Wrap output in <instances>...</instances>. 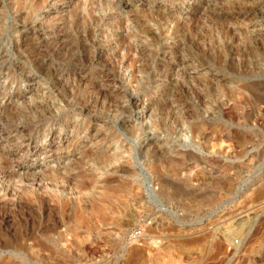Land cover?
Returning <instances> with one entry per match:
<instances>
[{
  "label": "rangeland",
  "instance_id": "374dc122",
  "mask_svg": "<svg viewBox=\"0 0 264 264\" xmlns=\"http://www.w3.org/2000/svg\"><path fill=\"white\" fill-rule=\"evenodd\" d=\"M28 1L0 0V146L9 157L0 233L7 225L18 237L46 231L54 247L0 251V264H264V105L250 102L264 99V34L249 35L247 20L228 12L246 0ZM175 22L182 27L173 34ZM223 29L251 36V56L227 51ZM57 35L63 54L50 55ZM25 36L35 47L18 50ZM184 53L194 59L188 68L176 59ZM61 56L91 82L111 84L92 98L68 74L49 84ZM35 102L68 122L43 120L31 134L7 135L14 122L6 110ZM77 124L87 133L73 134ZM193 124L206 143L189 131ZM98 154L115 163L91 164ZM79 170L83 191L105 195L102 210L75 202ZM23 190L45 200L16 204Z\"/></svg>",
  "mask_w": 264,
  "mask_h": 264
},
{
  "label": "bare ground",
  "instance_id": "6f19581e",
  "mask_svg": "<svg viewBox=\"0 0 264 264\" xmlns=\"http://www.w3.org/2000/svg\"><path fill=\"white\" fill-rule=\"evenodd\" d=\"M44 0H29L28 1V6L32 7V8H35V7H38L40 6V4L43 2ZM232 1V0H231ZM236 1V0H234ZM241 5H238L236 7H234L233 10H230L228 12H230L231 14L234 13L236 16H239L240 18H245V20H247L245 22L246 24V27L248 32H249V35L250 33H253L255 32V35H259V34H264V27H262L263 29H259L260 26H264V0H251V1H243L240 2ZM235 4V3H234ZM233 5V3H232ZM43 7V6H42ZM85 7V6H84ZM233 7V6H232ZM226 8V7H225ZM229 8V6L227 7ZM86 9V8H85ZM232 9V8H231ZM227 11V10H226ZM156 13H158L156 11ZM225 13V12H224ZM216 14V13H215ZM106 15V14H105ZM213 15V14H212ZM234 15V16H235ZM251 15V17H250ZM83 16V15H82ZM218 16V15H217ZM220 16V15H219ZM226 17V16H225ZM248 17H250L249 19H247ZM140 18V17H139ZM239 18V19H240ZM257 18V19H256ZM161 19H163L161 17ZM256 19V20H254ZM76 20V19H75ZM216 20H218V18H216ZM60 23V22H59ZM62 23V22H61ZM98 23V22H97ZM96 23V24H97ZM162 23V22H161ZM33 24V23H32ZM34 26V25H33ZM24 27V26H23ZM182 25H180V23L178 22H175L173 24V28L175 29H172V33L175 34L176 33V29H179L181 28ZM27 28V27H26ZM56 28V27H55ZM95 28V27H94ZM220 28V27H219ZM261 28V27H260ZM242 29V28H240ZM96 30V29H95ZM151 31V30H150ZM144 32V31H143ZM206 32V31H204ZM219 32H221L222 34V37H225L226 39V36L229 35V38H228V42L225 44V47H227V51H228V48H229V51H235V54H240L243 56V58L245 59L246 57L248 58V56H251V53L253 52L251 50V47L253 46L251 43L252 41L250 40V38H252L251 36H245V40H239V39H235L234 37H232V34H234L232 32V29H223V30H220ZM229 32V33H228ZM27 33V32H26ZM34 33V32H33ZM47 33V32H46ZM114 33V32H113ZM147 33H148V30H147ZM246 33V32H245ZM37 34V33H36ZM48 34V33H47ZM149 34V33H148ZM152 34V33H151ZM247 34V33H246ZM35 35V34H34ZM38 35V34H37ZM36 35V36H37ZM177 35V34H176ZM242 35V34H241ZM253 35V34H252ZM253 35V36H255ZM48 36V35H47ZM108 36H111L110 34ZM154 36V35H153ZM38 37V36H37ZM187 37V35H186ZM242 37V36H241ZM33 38L34 36H25L22 40H19L18 43H16V48L18 50H25L27 47H31V48H34L35 44L36 43L35 41L33 42ZM51 38V37H50ZM61 38V36H60ZM59 38V35L57 36H54V40H56L55 42V46L50 47L48 48V52L50 53L51 55V51L50 50H54L57 54H59L61 52V55L63 54L62 53V49L60 48V44L61 42H57L58 40L57 39H60ZM165 38V37H164ZM248 38V39H247ZM254 38V37H253ZM102 39V38H101ZM158 39V38H157ZM187 39V38H186ZM264 39V38H263ZM52 40V39H51ZM258 40V39H257ZM256 40V41H257ZM103 41V39H102ZM207 41V40H206ZM264 41V40H263ZM182 42V41H181ZM258 42V41H257ZM43 43V42H42ZM104 43V41H103ZM259 43V42H258ZM44 44V43H43ZM93 45V44H92ZM183 45V44H182ZM185 45V44H184ZM224 45V44H222ZM261 45V43H260ZM102 46V45H101ZM174 46V45H173ZM186 46V45H185ZM91 47V46H90ZM195 47V46H193ZM262 47V45H261ZM96 48V47H95ZM98 48V47H97ZM96 48V49H97ZM253 48V47H252ZM105 49V48H104ZM198 49V48H197ZM260 49V47H259ZM42 50V49H41ZM186 50V49H185ZM261 50V49H260ZM28 51V50H27ZM188 51V50H187ZM42 52V51H41ZM40 52V53H41ZM82 52V51H81ZM262 52V51H261ZM45 53V52H44ZM96 53V52H95ZM164 53V52H163ZM264 53V51H263ZM46 54V53H45ZM177 54V53H176ZM200 54V53H199ZM255 54V53H254ZM258 54V53H257ZM260 54V53H259ZM32 55V54H31ZM36 55V54H35ZM99 55V54H98ZM145 55V54H144ZM231 55V53H230ZM229 55V56H230ZM73 56V55H72ZM161 56V55H160ZM264 56V55H262ZM31 57V56H30ZM47 57V56H45ZM80 57V56H79ZM82 57V56H81ZM166 57V56H165ZM252 57H256V56H252ZM22 58V57H21ZM34 58V56H33ZM76 58V57H75ZM98 58V57H97ZM108 58V57H107ZM232 58V57H231ZM230 58V59H231ZM240 58V57H239ZM46 59V58H45ZM66 59V58H65ZM95 59V58H94ZM177 59V62L178 63H182L184 65V67L188 68L190 67V65H192V63L194 62V59L192 58L191 55H188L187 53H184V54H179L178 57L176 58ZM33 62H35L36 58L32 59ZM225 60V59H224ZM229 60V59H227ZM226 60V61H227ZM46 61V60H45ZM76 61V59H75ZM231 61V60H230ZM240 61V60H239ZM249 61V60H248ZM48 62V61H47ZM71 62V61H70ZM241 62V61H240ZM250 62V61H249ZM252 62V61H251ZM187 63V64H186ZM242 63V62H241ZM45 64H48V63H45ZM215 64V63H214ZM49 65V64H48ZM109 65V64H108ZM107 65V66H108ZM179 65V64H178ZM251 65V64H250ZM253 65V64H252ZM143 66V65H142ZM171 66V65H170ZM197 66V65H196ZM40 67V66H39ZM101 67V66H100ZM162 67V66H161ZM201 67V66H200ZM203 67V66H202ZM53 68V67H52ZM106 68V67H105ZM103 68V69H105ZM147 72L149 73L150 70H152L151 67H148V66H145ZM252 68V67H250ZM47 69V68H46ZM190 69V68H189ZM257 69V68H256ZM84 70V69H83ZM103 71V70H102ZM140 71V70H139ZM200 72V71H199ZM211 72V71H210ZM256 72V71H255ZM261 72V71H260ZM264 72V71H263ZM49 74H47L46 78L47 79V82L51 85H57L58 82L60 80H62V77L63 75H70L71 78H73L74 80V84L76 85V89L77 91L80 93L82 92L83 94L86 93L90 98L94 97V96H99V95H102L105 91H106V88L108 87V85H110L111 83L109 81H94L87 78V76H84L83 72H81V69L78 68V67H69L63 60L62 56L61 58H58V60L56 61L55 63V66L54 68L48 72ZM189 73V72H188ZM249 73V72H248ZM46 75V74H45ZM107 74L105 72H102V76H106ZM209 76V75H208ZM89 77V76H88ZM226 77V76H225ZM170 76H167V79L166 81L169 82L170 80ZM224 78V77H223ZM64 79V77H63ZM93 79V78H92ZM110 79V78H109ZM34 80V76L33 77H28V81H32ZM97 80V79H96ZM117 80V79H116ZM115 80V81H116ZM221 80V79H220ZM229 80V79H228ZM234 80V79H233ZM113 81V80H111ZM222 81V80H221ZM227 81V80H226ZM223 82V81H222ZM260 82V81H259ZM85 84L87 85L88 87L83 89V90H80V86L82 84ZM115 83V82H114ZM118 83V82H117ZM116 83V84H117ZM170 83V82H169ZM254 83V82H253ZM67 84V83H66ZM255 84V83H254ZM84 85V86H85ZM172 85V84H171ZM222 85V83L220 84ZM256 85V84H255ZM64 86V85H63ZM51 87V86H50ZM65 87V86H64ZM249 87V86H248ZM263 87V86H262ZM52 88V87H51ZM54 88V87H53ZM66 88V87H65ZM186 88V87H185ZM198 88V86H197ZM200 89V88H198ZM214 89V88H213ZM259 89V88H258ZM111 90V89H110ZM184 90V89H183ZM263 90V89H262ZM172 91V90H171ZM186 91V90H185ZM77 92V93H78ZM111 92V91H110ZM252 93L254 94V92L252 91ZM195 94V93H194ZM258 95V94H257ZM72 96V95H71ZM237 96V95H236ZM254 97H256L254 95ZM262 95H260L259 98H254V99H250V102H253L254 105L255 104H263L264 105V99L261 98ZM94 99V98H93ZM101 99V98H100ZM244 99L246 100V97H244ZM82 101V100H81ZM80 101V102H81ZM95 101V100H94ZM93 101V103H94ZM98 101V100H97ZM248 101V100H247ZM42 102V101H41ZM74 102V101H73ZM249 104V102H248ZM88 105V104H87ZM250 105V104H249ZM74 106V104H73ZM84 107V106H81V108ZM225 107V106H224ZM5 110V109H4ZM81 114V113H80ZM56 115V114H55ZM55 115H54V111H52V109H50V107L48 108V106L44 105L43 103H38V102H35L31 107H28V106H25V105H16L14 107L13 110H10V109H7L6 110V113H5V118L6 120H11L14 122V126L12 128V130L10 132H7L6 134H14V135H28V134H31L33 133L34 131H37L39 130V128L41 127V123L43 120H49L51 122H54L55 121V124H59V125H62L64 123H67L68 122V119L66 121L64 120H61L59 121L57 118H55ZM2 118V117H1ZM46 118V119H44ZM222 126V125H221ZM189 131H191L192 133L196 134L197 136H199V138L202 140V143H206V141L208 140V136H206L203 132H202V129L200 128V126L198 124H193V125H189ZM87 130V127H83L81 128L80 125H76L74 130H73V134H75L77 132V134L79 133H83ZM91 132V131H90ZM93 132V131H92ZM87 133V132H85ZM3 134V133H2ZM2 134L0 133V136H2ZM111 134V133H110ZM109 134V135H110ZM128 134H134V128H130L129 131H128ZM211 134V133H210ZM221 134V133H220ZM113 135V134H111ZM214 135V138L217 139V135L213 134ZM114 136H116V134L114 133ZM113 136V137H114ZM221 138V137H220ZM222 139V138H221ZM1 140V139H0ZM219 141V140H218ZM221 141V140H220ZM219 141V142H220ZM223 143V142H222ZM214 145V144H212ZM217 146V145H216ZM75 147V145L73 146ZM76 148V147H75ZM214 150V149H213ZM207 151V150H206ZM192 152V151H191ZM205 153V152H204ZM194 154V153H193ZM0 155H1V159H2V163H1V168H0V176H3L4 175V171L2 170L3 168H5L7 165H8V158L7 157V153L6 151L4 152L3 151V148L0 146ZM117 155V154H116ZM220 156V155H219ZM92 160H93V163L91 164H95V165H100V166H106V165H112L115 163V159L112 158V157H107L106 155H103V154H98V155H95L92 157ZM120 161V160H119ZM123 163V162H122ZM118 165H116V167L114 168H118V169H124L125 166H123L122 164H119L117 163ZM94 166V165H93ZM77 168H79V166H76ZM75 167V168H76ZM70 167L67 166V169H69ZM112 168V167H111ZM127 168V167H126ZM71 169V168H70ZM121 171V170H119ZM77 173L76 174H79L77 175L78 177V180L75 181V187H76V190L77 192L75 194V197H74V200L76 203H79V202H84V201H90L92 202V206H95L96 209L98 210H102V205L99 204V202L101 200H104V196H102L101 200L100 198H96V196L94 195L95 193H91V192H86V191H83V188H85V186L87 185V182H85L83 179V177H85V175L83 174V170H79V171H76ZM48 174H46V176L51 180V181H55L58 179V175L56 173V171H54L53 169H50L48 170L47 172ZM83 174V175H82ZM15 176V174L13 175ZM81 176V178L79 177ZM159 176V175H158ZM87 178V177H86ZM71 180L73 178H70ZM163 179V178H162ZM161 179V180H162ZM106 181L107 179L105 178H102L100 180H97V183L100 182L103 184L104 187H106ZM112 181V180H111ZM171 181V180H170ZM166 183V180L164 181ZM168 182V181H167ZM173 182V181H172ZM170 182V183H172ZM129 183V182H128ZM170 183H167V184H170ZM127 184V183H126ZM176 184V183H175ZM174 185V184H173ZM180 186V184L178 185ZM88 187V185H87ZM173 187V186H172ZM175 187V186H174ZM173 187V189H174ZM171 188V187H170ZM177 188V186H176ZM112 189V188H111ZM182 189V188H180ZM57 191V190H56ZM108 191V190H107ZM175 191V190H174ZM59 192V191H58ZM178 192V190H177ZM179 193V192H178ZM209 193V192H208ZM176 195V194H175ZM44 196V195H43ZM41 196V195H35L33 197V195L29 192V191H26V190H23V193L22 195H19L18 197H16L17 199V203L16 204H19L21 203L22 200H31V199H38V200H45V198ZM107 196V195H106ZM118 196V195H117ZM72 198V197H71ZM54 200V199H53ZM66 200V199H65ZM72 200V199H71ZM10 202V201H9ZM73 202V201H72ZM42 203V202H41ZM87 203V202H86ZM9 205H11V203H9ZM25 205V203H24ZM23 205V206H24ZM46 205H47V202H46ZM18 206V205H17ZM27 206V205H26ZM81 206V205H79ZM88 206V205H87ZM34 207V206H33ZM46 208L48 207L45 206ZM83 208V207H82ZM87 208V207H86ZM88 209V208H87ZM82 216V215H81ZM85 217V216H84ZM19 219V218H18ZM83 220V219H82ZM3 222L6 221L5 218L2 220ZM7 221H9L7 219ZM58 221V220H57ZM1 224V223H0ZM8 224V223H7ZM14 225V224H13ZM11 226L7 225V227H3V233H0V251H5V250H9V249H21V250H25V251H33V250H37V251H49L51 248L54 247V245L52 246L50 244V238L46 236V231H45V235L41 234L39 237H34V238H29V236L27 235V233H23L22 236L18 237L16 235H14V231L10 229ZM17 227V226H16ZM26 227V226H25ZM47 227V226H46ZM12 228V227H11ZM60 228V227H59ZM26 229V228H25ZM43 230V229H42ZM41 230V231H42ZM35 231V230H34ZM23 232V231H22ZM15 233H17L15 231ZM18 234V233H17ZM30 234V233H29ZM34 234V233H33ZM32 234V235H33ZM33 237V236H32ZM31 239V240H30ZM67 243V241H66ZM71 248V247H69ZM10 251V250H9ZM12 252V251H11ZM23 252V251H22ZM4 253V252H3ZM10 253V252H9ZM10 259V258H9Z\"/></svg>",
  "mask_w": 264,
  "mask_h": 264
}]
</instances>
